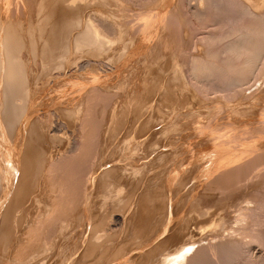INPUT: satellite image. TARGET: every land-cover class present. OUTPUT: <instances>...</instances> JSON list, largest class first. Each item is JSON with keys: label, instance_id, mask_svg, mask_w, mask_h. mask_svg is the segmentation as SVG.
<instances>
[{"label": "bare ground", "instance_id": "6f19581e", "mask_svg": "<svg viewBox=\"0 0 264 264\" xmlns=\"http://www.w3.org/2000/svg\"><path fill=\"white\" fill-rule=\"evenodd\" d=\"M50 1L51 0L36 1L37 7L35 8L38 11L37 12L38 17H36L37 18L36 25L34 24L33 27L37 28L38 32L39 30L42 31V29L43 31H45V32L43 31L40 32V34L38 33V36L33 35L32 30L30 29L28 33L29 34L28 37L27 34L25 33V31L27 32L28 28H25V31L23 32L24 27H22V31H21L20 28L22 26V23L20 26L21 21L19 22V19L14 18V20H12L10 18L8 19L7 16L6 18H4L3 15L5 14L2 15L3 17L0 14V129L2 128L1 130H3V126L5 125L9 129L14 124L15 126L17 124L18 127L17 132L14 135L12 134L13 136L11 135L10 137V135H8L10 137L9 139L8 137L5 138L7 136V135L5 136L6 132L3 133L1 131L3 133L2 135H4L5 137L4 136L0 137V139L4 137L0 141V175H2L1 167H3L2 165L4 164V162H6V164H4L6 168L5 167L4 169L2 168L3 170H5L4 174H6L7 177V180L5 181H8L7 182L8 186L6 187L11 188L12 184L15 183L16 185L15 186L13 185L15 187L13 188V191H15L16 189L17 190L16 193L20 194L18 195L19 198L13 196L15 197L13 199L14 204L15 203L17 204L18 200L22 201L25 198L23 196L25 192L26 194L27 193L32 194V192H27L30 174L31 176L32 175L35 176L34 174L40 172L42 168H46L45 169L46 171L44 170L46 174L47 172L49 174L54 170L57 172L56 168L58 167L57 165L59 160L62 161L63 158L67 159V157L71 155H74V158L77 154H79L80 156V154L84 151V150L82 151V149L85 145V141L86 143H89L87 141H89L90 139H94V137L91 136L92 134H88L86 138L85 137L82 138L79 142H76L77 140L74 141V139L71 138L72 141L71 143H69L70 141L68 142L69 147H67L66 151L56 156L55 159L54 155H52L51 152L45 151L43 149V147L41 146V142L43 141L45 136L47 137V135L48 137H50L51 142L52 141L54 142L60 139V137L55 134L56 132H63L64 134V132L70 131L71 129V128L69 129L70 124L64 121L63 119L59 120L58 116L62 114L71 117L74 114L73 118L75 117L80 122L84 120L86 117L90 118V116H88L87 114H86L87 116H84V113H87L92 105L94 106L96 103L97 104L100 103V105H102V107L100 108L102 112H104L103 110L106 108V106L104 105H107V109L109 110V112L107 113L109 116L107 118L108 124L106 123V125H109V127L110 126L115 127L116 123H119L117 119L120 118H121L120 121L124 120L125 123L127 120L131 121L130 126H128L129 121L127 122L128 123L127 126L129 128H127V132L125 133V136L122 139L125 140V143H128L127 144L128 147L125 145L127 147L125 148L126 150L130 146L132 147L135 146V148L139 152L142 150V152H140L141 153L140 157L145 158L148 155H151L152 157L150 156L151 157L150 159L152 162L154 161L166 162L167 160H169L175 162L173 166H175L177 163L179 164H177L176 166H181L182 163H186L185 167H181L182 173L181 171H179L176 174L173 172V170L171 174L169 173L166 179L167 185L166 188L164 189L166 194L164 193L163 190V192L160 193L159 195V197L161 196L163 197V198L161 197L158 200H160L162 202V205L165 207L164 212L166 213L165 217L167 218V220L171 216V205H172L171 203H173L171 202L172 200H170L171 195L169 196V194L173 195V190L175 191L176 194L177 191L181 190L185 186L184 183L189 182L191 178H195L196 182L191 187L190 186L188 187L187 185L189 190H187L186 193L190 195L189 197L193 195L192 191L194 189L195 190L198 189L199 187H201V190L199 189V191L202 193L207 192L209 194L211 193L212 195L215 193L217 194V196H221V195L233 196L230 198V200L233 198L231 200L232 203L231 201L229 202L230 206L232 205L231 208H233L232 215L231 216L229 215L228 219L231 217V219L234 222H236V225H230L229 228L232 230V232L237 231V234L239 235L236 234L231 235L232 233L230 235L229 234L221 235L220 233H222V231L220 230L221 231L220 232L217 230L218 232H220L217 235L218 236L221 235V236L218 237V239L215 241L208 240V242L206 243H201V241L199 243L198 242L199 238L198 240L196 238V240L192 239L195 241L189 240L188 242L185 240H183L184 242H182L181 240L182 244L179 245V247L176 246L177 248L175 252H173L174 250L172 251L173 254L174 253L176 254L174 257H168L169 255L168 256L162 255L164 259L162 260L161 258V261L158 262L156 261V264H264V227L263 228L260 227L261 225H263L264 222V185L263 187L260 186L259 188H257V187H252V184L250 183L254 175L259 176L260 178H263L262 180H264V0H148L147 2L145 1L146 4H144L142 7L143 9H145L144 12H142V14L137 13L138 10H136V8L135 10L137 12L131 14L129 6L127 4V0H93L95 2L93 4H95L96 8L97 7L99 8L96 9L97 11H92L94 13L89 15L90 17L88 16L87 22L84 19H82L84 20V23L86 22L84 26L86 25L87 30L85 29L86 32L83 30L84 34L81 33V36L83 37V39L86 40L84 42L86 43L88 42L89 44L92 45L91 49L93 50L94 57L96 59L92 61L91 59L85 60L80 63L71 62L68 64L69 66L66 65L67 63L66 64L64 63V61L67 62V60H69L67 59L69 58L67 57V54H69V52L67 53L65 52L66 50L64 51V53L67 54H65L64 57H62L63 55L61 56L64 61L62 60L63 63L60 64L61 59L59 58L60 59L59 62L58 58H56L57 54L55 56L53 54L57 52L56 51L51 52V50H55L53 49L55 46L52 47L51 45L55 44V43L52 44V42L54 41L57 42L59 40L57 39V35H58L57 32L59 31L62 32L61 29H63V27L60 25L63 23V26L65 27L64 24H66L68 20L65 23L64 19L67 15L69 16V12L70 11L72 12V10L67 4H64L62 8L58 9L59 12L55 13L56 8L54 7L55 8L54 9L49 6V4L51 5ZM113 3L116 4L117 8L114 6V8L116 9L112 8ZM137 5L139 6V4ZM9 8L7 9L10 10ZM49 9L51 13H49ZM1 11L2 8L0 7V12ZM45 12L49 13L48 14L49 17L53 12L57 14V19H55L51 28L52 30L51 31L52 38L50 37L51 40L48 37V34H50L51 32L46 33L47 28L45 27V25L47 22L45 23V21H47L46 19L48 18L46 17L47 13L45 14ZM78 18L80 21L81 20L80 17ZM28 23L30 25V22ZM73 24H72V28L74 26ZM68 25H66V27H68ZM80 27L81 26L79 25V28ZM83 28L84 27H82V29ZM196 28L201 30L197 31ZM76 36L79 35L77 34ZM168 37L173 38L174 39L173 41L176 42L178 40L179 45L175 43L173 44H175L176 47H173L174 45L173 46L167 45V41L170 39ZM74 39H73L74 44H76L75 41L76 39L79 38L74 37ZM83 39H81V41L80 39L77 40L76 41L77 44L78 45L79 43L82 44L81 42L83 41ZM78 41L80 42L78 43ZM60 42L59 44H57L58 46H60ZM168 43L170 44L172 42L170 41ZM171 46L173 47V49L170 48ZM143 47L147 48L145 49L146 51L150 50L149 54L150 53L152 54V52H156V58L154 55L150 54L151 56L154 57H149L148 59L149 55H146L148 51L147 52H145V50L143 51L144 53H146L145 54L146 56L143 54V56H145L144 60L146 61V68H147V72L145 76L142 79H140L139 82H133L132 85H130V83L127 84V81L128 80L130 81L131 76L129 77V79L127 77L124 78L120 76L119 79L114 78L117 79V81L114 80L113 82H111L110 81L111 79L109 77L110 75H108L107 72H109V70L111 71L112 68L116 69L119 66H122L124 63H126V61H128L130 57L132 56L134 57L133 53H136V50H138L139 52V49H142ZM23 48L31 52L32 55L34 56L39 54L38 57L40 56L42 60L43 58H46V55H49V59L50 56H52V58H55V60L59 62L56 63V61L53 59L54 64L56 63V65L57 64L59 65L58 67L56 65H55L56 67L53 66L55 67V69L56 68L57 69L55 70L53 68L55 70V71L53 70L54 74H52L53 71L50 72L52 78L49 77L50 75L49 73H46V71H45L46 74L44 73L46 76L42 75L44 77H47V81L45 83H51L57 80V79L54 80L53 76L54 78L55 77L58 78L66 75V72L68 71L65 72L66 70L65 68L67 66L71 68L70 65L73 64L74 66V63L75 64L77 63L76 67L74 66L75 68L74 72H76L77 70H83V72L85 73L84 70L86 69L87 66H90L89 68L92 70L91 80L88 83H82L78 88V90H76L77 91L76 93L74 94L67 93L70 94L68 96L67 95L63 96L62 94L59 96L57 95V97L59 98H56L54 95H48V96L46 95L47 98H49V100L47 99L48 100L47 102L50 103L49 105L53 106L54 104L55 106V104L57 103L55 106L57 112L54 111L51 113L50 111H48L51 113V115L53 114V116H55L53 121L50 118L53 116L49 117L50 114L49 113L47 114V112H45L46 110L44 111V113L39 112V114L35 117L34 115L32 116L31 115L32 113L29 111L30 107L32 112L34 108L32 107V101H30L31 99H28V97L25 95V92H27L26 91L27 79L30 80V78H27L28 71L26 70V62L22 58V56L25 57L21 53ZM76 48L77 47H75L74 49L76 50ZM65 49H66V45H65ZM78 49L79 47L77 48V50ZM166 49L170 50V55L164 53ZM162 50H164L163 53ZM57 51H59V49ZM178 55H182L183 60L182 59L178 60ZM59 56L60 55L58 54V57ZM168 56L170 62L169 65L167 66H169L168 68H170V71L166 73L165 68L167 66L164 68L163 64L165 63L164 65H166V62H168L165 61L167 60L165 59V57L167 58ZM135 58H137V56ZM162 59L163 60L165 59L164 63H160ZM131 60L133 61V59ZM137 60H139V58ZM155 65H158L159 67L156 68ZM108 66H110V68ZM47 69H48L47 67L44 68V70ZM103 71L104 73H102ZM117 71H119V69ZM69 72H71V74L74 73L72 70L71 71L69 70ZM164 72L165 74H167V76L163 75ZM119 73L120 72H118V74ZM125 73L122 72L121 75L124 76ZM82 75L84 74L82 73ZM36 78L33 81L37 80V82H39L38 78L40 77H38L37 79ZM33 81L31 80L30 82ZM258 81L259 84L256 85ZM45 83L43 85L46 89L48 88V86L46 87ZM37 86H39V83L37 84ZM37 86L35 88H37ZM53 86L54 83L53 85H50V87L52 88ZM253 86L255 87L253 88ZM42 87H38V88H42ZM76 95L78 101L75 100L77 104L75 102L76 106H74L72 104H74L73 99H76ZM42 98L43 97H41V99ZM115 98L116 99L119 98V100H116ZM38 99L37 101H40ZM68 100H70V102L72 103L70 107L66 106L67 105L66 102ZM43 101H41V103H43ZM34 104H35V100H34ZM34 104L33 106H35ZM103 106L105 107L104 109ZM50 109H53V107H51ZM92 110L90 111L94 115V110L96 109H94L93 111ZM130 111H133L132 119H129L130 116H128ZM143 115L145 116L143 117ZM56 117H57V121H55ZM75 118L74 120H76ZM89 118H86V120H88ZM100 122H95V123L100 124ZM81 123L82 122H80V124ZM92 123L95 124L94 122ZM156 126L159 127L156 128ZM92 127L90 125V128ZM13 128L15 130L14 126ZM3 131H5V129ZM8 131L7 133L11 134ZM61 134L62 133H60V135ZM68 134L70 135V133ZM65 136L67 138L68 135ZM63 140L64 139H62L61 141ZM162 147H169L170 149L167 150L166 148L165 150L167 151H165L161 149ZM132 149L133 148H131V150ZM137 150H134V153ZM44 152H46L47 154H44ZM124 153L125 155L127 154L126 152ZM44 155L45 156L48 155V157L46 158ZM82 155L84 154L82 153ZM85 155L86 156L88 155V157H90L89 155L92 154H89V152H87V154ZM132 156H130V158ZM151 161L149 163H152ZM142 163H144V161ZM45 164H47L46 167H44ZM74 166L77 165L75 164ZM90 169L85 171L86 173H84L85 176L83 175L84 177L81 187H78L80 185L77 186L78 188H82V192H83L82 194L83 197L81 202L82 206L79 209V211H84L83 213H85L86 209H88L86 206V203H88L86 202L88 200L87 195L89 194L90 187L92 186L93 179L95 178L94 177L95 170L93 171V169H91L92 170L91 171ZM173 169H175V167H173ZM75 171L73 173H75ZM57 176L59 177V174ZM1 177L4 178L3 176ZM37 178H35V180ZM48 179L50 180V178ZM48 179L46 180L48 181ZM68 180L70 181V178ZM191 182L193 184L194 180ZM256 182H254V184ZM261 182L264 183V181ZM36 183L37 181L34 183V185ZM76 183L78 184L80 182L77 181ZM30 184H32V182H30ZM49 184L51 183L49 182ZM171 185L175 186L176 188L178 187L179 190L178 189L176 190ZM29 186L33 187V185H29ZM62 187H64V185ZM171 188L172 190H170ZM239 188H242V191L243 190L244 191L243 193L239 192V196H238L235 195V191H237ZM70 189L72 188L70 187ZM31 190L33 191V188ZM55 190H57V188ZM71 191L73 194V190ZM10 193H11L10 195H12L15 192L13 193L10 192ZM211 194L209 196L212 197ZM56 195L57 196H55L56 197L55 200L52 199L53 202L52 201L50 202V206L45 211L40 209L38 213L35 211L37 214L40 215H37V217L35 218L31 215L29 216V217H33L34 219L30 218L32 223H30L31 225L29 226V228H26V231L24 232L22 230L23 233L22 234L20 233V235H18L19 239L17 241L18 242L17 247H15V253L12 255V257L8 258L9 261L7 262V264H24L26 262L24 258H28L29 261L30 258L35 257L38 254L40 255L44 252L47 253V251L49 253L52 247L56 251L58 248H59L58 250L64 248L63 251H67L70 249L73 253H71V255L70 254L66 255L65 264H74L75 258L81 257L82 259L86 257L87 254H90L91 252H94L96 250V247L93 242L94 234H98V233L106 234L107 231L110 230L113 225H117L118 223H120L118 220L122 218L120 215L115 216L114 222L116 223L112 222L107 224L106 226H104V230H101L99 232L93 230L91 225V228H88V230H86V228L84 229L85 236H82V238L78 237L77 239L78 242H76V244L73 245L71 244L69 246L64 245L65 242L70 240L72 234L71 228L72 226H74V223L72 222L71 224V222H69V220L70 219L72 220V218H70V216H68V214L65 213V211H67L65 208L66 205L63 206H59V205L61 202H63L64 204L67 201L68 203L67 205H69L70 208L73 199H72V195H70L71 197L68 195L67 197H70L69 198L70 200L66 198L67 200L64 202V200L60 196L63 195L61 191H59ZM32 196L34 197L35 194ZM40 196H42L40 198L41 201H44L42 200L44 199V196L43 195ZM144 196H146L147 199L144 200L141 199ZM144 196L143 193L142 196L140 194V198H138V200L141 199L142 201H145L148 204L149 203L148 201L150 199L149 193L147 192L146 194H144ZM39 197H37L34 200L38 201ZM196 197L197 196H195L194 201L196 199L198 201L199 199L198 197H200V195L197 198ZM16 198H18L17 202H15ZM212 198H214V196ZM183 199L184 198H182V200ZM224 199H227L228 201L229 198L227 197ZM13 200L11 201L13 202ZM141 200L137 201L138 202L137 204L139 206L138 207L136 206V208L138 209L141 208L142 210L144 205L145 207L147 205L145 202H144L145 204H143ZM197 201L194 203L193 207L191 208L192 212H193V208H197L199 206V205L196 206L199 203V201L198 203ZM213 201L214 200H212V202ZM23 202L25 201L23 200ZM39 202L40 200L37 203ZM8 203L9 201H7V205L12 209L14 204L9 203L10 205H12L10 206ZM21 203L22 202L20 203L18 202L17 205L19 204L21 205ZM222 203H225V201ZM16 204L14 207L15 209H16ZM209 204H207V206ZM229 204L227 202V205ZM75 205L77 206V204ZM215 205L216 204H214V206ZM219 205L221 204L218 203V206ZM227 205H224L223 208ZM214 206L212 208L215 209L216 206L215 207ZM201 208L202 207H200V209ZM210 208L211 207H209V210ZM226 208L224 209L227 211L228 209ZM4 209H5L4 216L2 215L3 220L5 216L9 215L8 214L9 212L11 213L9 208H8L9 212H7L6 210L7 207ZM200 209L197 210L198 215L202 213L201 211L203 208L201 210ZM225 210L222 211L224 212ZM203 211H204V213H202L203 215H206L207 213L208 215L209 213L210 214L215 213V212L211 213V211L206 212V209ZM136 212L137 213L134 212V216L136 217L137 223H140V221H142L143 223L142 222L141 223L145 224L144 221L146 220V218H144V216L142 218L140 211L139 212L136 211ZM79 213H78L79 218L80 220H82L83 219L81 218V216L83 217L82 212L80 214ZM228 213L226 212L225 215H228ZM12 214H10V217ZM202 214L200 216H203ZM191 215H192L191 217L185 216L183 218L184 219L183 226H185L186 225L185 223H187L193 217V213ZM200 216L198 217L200 218ZM142 219H144V221ZM220 219L222 220L221 217L219 218V220ZM5 220H7L6 217ZM30 220H28V223ZM167 220H165V223ZM9 221L10 220H7V223ZM183 221L181 223H183ZM222 223H221V227L223 225H226V224L222 225ZM10 224L8 225L9 228L11 227ZM21 224L22 223H20V225ZM134 224L137 225L136 223ZM165 226H167V223L165 224ZM211 226L213 225L211 224ZM218 226L220 227V224ZM0 227L2 228V225ZM25 227L23 228L24 230ZM180 227L178 228L180 229ZM162 228L161 230H158L156 233L154 232L155 235H151L150 238L151 241L152 238L154 240V238L158 237V235L161 232H163ZM214 228L215 227H213V231L215 230ZM211 230L210 232H213ZM189 232L190 231H188V233ZM211 234H209L210 237ZM205 235H207L206 236L207 238L208 234L206 233ZM205 235H202V237L200 236L201 237L200 239L202 240V238ZM244 237H247L248 239H244ZM20 241H22V243H20ZM162 241L160 243L158 242L159 244L156 243L157 245L155 244L156 245L154 247L155 250L157 248L159 250V248L162 247L163 244H165L162 243ZM194 242H196V244ZM256 246H258L257 248H259L260 250L257 249L255 253H253V249ZM81 248L82 251L79 254V250ZM163 248L164 247L160 249ZM27 250L29 252H27ZM70 250L68 251V253L70 252ZM14 255L15 257L17 256L18 259L15 257L13 258ZM84 264H92V263L86 262Z\"/></svg>", "mask_w": 264, "mask_h": 264}, {"label": "rangeland", "instance_id": "374dc122", "mask_svg": "<svg viewBox=\"0 0 264 264\" xmlns=\"http://www.w3.org/2000/svg\"><path fill=\"white\" fill-rule=\"evenodd\" d=\"M2 1V2H1ZM0 1V7L2 8V11L0 12V14H1V16L3 15V14H5V15H3L4 16V18H6V16H7V18L9 19H12V20H14V18H17V19H19V22H20V26H21V23H22V26H21V31H22V27H24L23 28V32L25 31V28H28L27 29V32L25 31V33L27 34V36L29 37V30L31 29L32 30V33H33V35H36V36H38V33L40 34V32H42L43 31V29H42V31H40L39 30V32H38V29L37 28H34L33 26H34V24L36 25V20H37V18L36 17H38L37 16V9L35 8V7H37L36 6V1L37 0H1ZM5 1H7V2H5ZM57 1V2H56ZM65 1V2H64ZM138 1V2H137ZM148 1V0H127V4H128V6H129V9H130V13L132 14V13H136L137 11L136 10H138V12L137 13H141L142 14V12H144V10L145 9H143L142 7H143V5L144 4H146V2ZM6 4V6H5V4ZM51 2V5L49 4V6L50 7H52V8H56V11H55V13L56 12H59V8H62L63 6H64V4H67L70 8H71V10H72V12L70 11L69 12V16L67 15L66 17H65V19H64V22L66 23V21H67V23L66 24H64L65 25V27H66V25H68V24H70V25H68V27H64L63 26V23L60 25V26H62L63 27V29H61L62 30V32L61 31H59V32H57L58 33V35H57V39H59L58 41L60 42V46H58L57 44H59V42L57 43L56 41H54V42H52V44L53 43H55V44H53V45H51L52 47H54L53 49H55V50H51V52L53 51V52H57V53H53L54 54V56L56 55L57 57L56 58H58V60H59V62H60V59H61V62H60V64L61 63H63V58L62 57H64V55L65 54H67L68 52H69V54H67V57H69V58H67V59H69V60H67V62H65L64 61V63L66 64V65H68L69 63H71V62H78V63H80V62H82V61H85V60H90L91 59V61L92 60H95L96 58L94 57V52H93V50L91 49L92 48V45L91 44H89L88 42L86 43V42H84V41H86L85 39H83V37L81 36V33H83L84 34V32H83V30L85 31V29L87 30V28H86V25L84 26V24L87 22V18H88V16L89 15H91V14H93L94 12H92V11H97L96 9L97 8H99V7H97L96 8V6H95V4H93V3H95L93 0H51L50 1ZM64 2V3H63ZM66 2H68V3H66ZM71 2V3H70ZM130 2V3H129ZM79 3V4H78ZM90 3V4H89ZM8 4V5H7ZM19 4V5H18ZM24 4V5H23ZM27 4V5H26ZM135 4V5H134ZM137 4H139V6L137 5ZM141 4V5H140ZM10 5V6H9ZM11 5H13V6H11ZM132 5H133V7H132ZM19 7V9H18V7ZM95 6V7H94ZM113 6V7H112ZM112 8H114V6L117 8V6H116V4L115 3H113L112 4ZM127 6V7H128ZM10 7V8H9ZM138 7V8H137ZM7 8H9L10 10H8ZM34 8V9H33ZM54 8V9H55ZM81 8V9H80ZM93 8H94V10H93ZM116 8H114V9H116ZM132 8V9H131ZM135 8H136V10H135ZM6 9V10H5ZM36 9V10H35ZM80 9V10H79ZM34 10H35V13H34ZM4 11V12H3ZM92 12V13H91ZM47 12H45V14H46ZM49 13H51L50 12V9H49ZM49 13H47L46 15V17L48 18V19H46L47 21H45V23H46V25H45V27L47 28L46 29V33H50L52 30H51V28H52V25H53V22L55 21V19H57V14H55L54 12L50 15V17L48 16V14ZM71 13V14H70ZM10 14V15H9ZM11 15H12V17H11ZM2 16V17H3ZM9 16V17H8ZM18 16V17H17ZM53 16V17H52ZM56 16V17H55ZM76 16H78V17H80V21H79V18L78 17H76ZM20 17V18H19ZM72 17V18H71ZM90 17V16H89ZM22 18V19H21ZM28 18V19H27ZM30 18V19H29ZM73 18H75V19H73ZM74 21H73V20ZM82 19H84L86 22L84 23V20H82ZM22 20H23V22H22ZM34 20H35V22H34ZM71 20V21H70ZM78 20V21H77ZM69 21H70V23H69ZM28 22H30V25H29V23ZM34 22V23H33ZM73 22H74V24H73ZM49 23V24H48ZM77 24V26H76V24ZM81 23H82V25H81ZM33 24V25H32ZM72 24L74 25V26H76V27H74L73 26V28H72ZM24 25V26H23ZM30 26V28H29V26ZM79 25L81 26L80 28H79ZM31 27H33V28H31ZM82 27H84L83 29H82ZM68 28V29H67ZM34 29H35V31H34ZM197 29V31H199V30H201V29H198V28H196ZM48 30V31H47ZM69 30V31H68ZM81 30H82V32H81ZM67 31V32H66ZM78 33H77V32ZM79 31H80V34H79ZM35 32V33H34ZM43 32H45V31H43ZM61 32V33H60ZM86 32V31H85ZM71 33V34H70ZM79 35V36H76L77 34ZM61 34V35H60ZM76 34V35H75ZM61 36V38H60V36ZM63 35V36H62ZM66 35V36H65ZM52 36V32L50 33V34H48V37L50 38ZM66 38H65V37ZM74 37H76V38H79L80 39V41H81V39H83V41L81 42L82 44H80L79 42L80 41H78V43H79V45L77 44V40H79V39H76V41H75V43L77 44H74ZM52 38V37H51ZM51 38H50V40H51ZM168 38H170V39H172V40H168L167 41V45H174L173 47H176L175 46V44H177V45H179V42H178V40H177V42L176 41H173L174 39L173 38H171V37H168ZM56 39V40H57ZM74 39V40H73ZM63 40V41H62ZM66 40V41H65ZM67 40H68V42H67ZM172 42V43H168V42ZM67 42V43H66ZM183 42V41H182ZM63 43V44H62ZM64 43H65V45H66V49H65V45H64ZM173 43H175V44H173ZM185 44V43H184ZM71 45V46H70ZM74 45V46H73ZM63 46H64V48H63ZM69 46V47H68ZM87 46V47H86ZM90 46V47H89ZM163 46V45H162ZM170 47L171 49H173V47ZM59 47V48H58ZM73 47V48H72ZM75 47H79V49L77 50V48H76V50L74 49ZM59 49V51H57L58 49ZM52 49V48H51ZM57 49V50H56ZM61 49V50H60ZM73 49H74V51H75V54H74V51H73ZM81 49H83V50H81ZM86 49V50H85ZM88 49V50H87ZM145 49H147L146 47L144 48H142V49H139V52H138V50H136V53H133V55H134V57L132 56V57H130L131 59H133V61L129 58L128 59V61H126V63H124L122 66H119L118 68H116L117 70L119 69V71H117L116 69H113L112 68V70L110 71L109 70V72H107L108 73V75H110L109 77H110V81L111 82H113L114 80H116L117 81V79H119L120 78V76L121 77H127L128 79H129V77L131 76V78H130V81L128 82L127 81V84L128 83H130V85H132V83L133 82H139L140 81V79H142L144 76H145V74H146V72H147V68H146V61L144 60V57L146 56V55H149L148 56V59H149V57H154L155 56V58H156V52H152V54L151 55H154V56H151L150 54H149V51L150 50H145ZM66 50V51H65ZM73 52H72V51ZM145 50V52H147V54L146 53H144L143 51ZM167 50V51H166ZM165 50V52H164V50H162V53L164 52V53H167V55H170V50L169 49H166ZM60 51H61V53H60ZM64 51L65 52H67V53H64ZM71 51V52H70ZM80 51V52H79ZM26 52V53H25ZM59 52V53H58ZM83 52V53H82ZM143 52V53H142ZM161 52V51H160ZM21 53L25 56V57H23L22 56V54H21V56H22V58H23V60H25V62H26V70L28 71V76H27V78H30V80H28L27 79V83H26V91L27 92H25V95L28 97V99H31L30 101H32V107L34 108H32L33 109V112H32V110H31V107L29 108V111L32 113L31 115L33 116L34 115V117L35 116H37L38 114H39V112H43L44 113V111L45 112H47V114L49 113L50 115H49V117L50 116H53V114L51 115V113L52 112H57V110H56V108H55V106H56V104H55V106H54V104H53V106L52 105H49L50 103H48L47 101L49 100V98H47V96L48 95H54L56 98H59V97H57V95L59 96V95H63V96H68V95H70V94H74V93H76L77 91L76 90H78V88L80 87V85L82 84V83H88L90 80H91V76H92V70L89 68L90 66H87L86 67V69L84 70L85 71V73L83 72V70H77L76 72H74L75 71V68H74V66L76 67V64L74 63V66H73V64H71L70 66H71V68L70 67H66L65 69V72L66 71H68V72H66V75H64V76H61V77H55L54 78V76H53V79L55 80V79H57V80H55V81H53V82H51V83H45L46 81H47V77H44V76H46L45 74L46 73H49V75L51 74L50 72L51 71H53L54 69H55V67L57 66L58 67V65L59 64H57L56 65V63H59L58 61H56L55 60V58H52V56H50V59H49V55H46V58H43V60L44 59H46V60H42L41 58H40V56L38 57V55H32V53L31 52H29L28 50H26V49H22V51H21ZM79 53V54H78ZM89 53V54H88ZM93 53V54H92ZM142 53V54H141ZM153 53H155V54H153ZM29 54V55H28ZM58 54L60 55L59 57H58ZM143 54L145 55V56H143ZM51 55H52V53H51ZM63 55V56H62ZM69 55V56H68ZM76 55V56H75ZM93 55V56H92ZM140 55H142V56H140ZM33 56V57H32ZM48 56V57H47ZM62 56V57H61ZM137 56V58H135ZM166 56V55H165ZM27 57V58H26ZM34 57H35V59H34ZM72 57V58H71ZM75 57V58H74ZM90 57V58H89ZM26 58V59H25ZM33 58V59H32ZM52 58V59H51ZM60 58V59H59ZM72 60H71V59ZM81 58V59H80ZM139 58V60H137ZM169 58V56L166 58L165 57V59H167V60H165V61H168V62H166V65H164L165 63V61L163 60H161L160 61V63H164L163 64V67L165 68L167 65H169V62H170V60L168 59ZM56 61V63L54 64V60ZM74 59V60H73ZM183 60V57H182V55H178V60ZM29 60H30V62H29ZM40 60H42V61H40ZM47 60H49V61H47ZM53 60V61H52ZM63 60V61H62ZM81 60V61H80ZM130 60V61H129ZM143 60V61H142ZM136 61V62H135ZM139 61V62H138ZM40 62V63H39ZM131 62V63H130ZM135 62V63H134ZM138 62V63H137ZM128 63H130V64H128ZM51 64H52V66H51ZM54 64V65H53ZM133 65V67H132V65ZM28 65H30V66H28ZM45 65V66H44ZM51 68H49L48 66ZM56 65V66H55ZM127 65V66H126ZM53 66H55V67H53ZM48 68L47 70H48V72H47V70H44V68ZM74 69H73V68ZM109 68H110V66H108ZM132 67V68H131ZM141 67H143V68H141ZM155 67L156 68H158L159 66L158 65H155ZM169 66H167L165 69V72L167 73V72H169L170 71V68H168ZM54 68V69H53ZM108 68V69H109ZM131 68V69H130ZM135 68V69H134ZM144 68H146V69H144ZM31 69V70H30ZM57 69V68H56ZM55 69V70H56ZM132 69H133V72H132ZM144 69V70H143ZM41 70V71H40ZM44 70V71H43ZM54 70V71H55ZM69 70L71 71H73L72 73L73 74H71V72H69ZM91 70V71H90ZM114 70V71H113ZM130 71V72H128V71ZM140 70V71H139ZM36 71V72H35ZM45 71H46V73H45ZM54 71L52 72V74H54ZM82 71V72H81ZM87 71H89V72H87ZM116 71V72H115ZM123 73H125L124 74V76L123 75H121L122 74V72ZM136 71V72H135ZM41 74H39V73ZM42 72H43V74H42ZM110 72H111V74H110ZM118 72H120L119 74H118ZM128 72V73H127ZM140 72V73H139ZM165 72H164V74L163 75H166L167 76V74H165ZM38 73V74H37ZM45 73V74H44ZM70 73V74H69ZM82 73L84 74V75H82ZM102 73H104V71L102 72ZM106 73V72H105ZM129 73H130V75H129ZM134 73V74H133ZM142 73V74H141ZM30 74V75H29ZM33 74H35V75H33ZM68 74V75H67ZM86 74V75H85ZM89 74V75H88ZM113 74V75H112ZM126 74H128V75H126ZM38 77H40V78H38ZM42 75H44V76H42ZM48 75V74H47ZM75 75V76H74ZM117 77H116V76ZM38 78V81L39 82H37V80H35V81H33L36 77ZM87 76V77H86ZM90 76V77H89ZM43 77V78H42ZM49 77H51V75L49 76ZM81 77V78H80ZM133 77V78H132ZM150 77V76H149ZM36 78V79H37ZM42 78V79H41ZM45 78V79H44ZM52 78V77H51ZM114 78H117V79H114ZM135 78V79H134ZM42 81H41V80ZM74 79V80H73ZM85 79V80H84ZM33 81V82H30V81ZM81 81V82H80ZM87 81V82H86ZM109 81V80H108ZM35 82V83H34ZM42 82H44L45 83V86L47 87L48 86V88H46L45 89V87H44V83H42ZM37 86V84L39 83V86H37V88L38 87H42V85H43V87L42 88H35L36 86L34 85V84ZM53 83H54V86H53V88L52 87H50V85H53ZM33 84V85H32ZM42 84V85H41ZM50 84V85H49ZM259 84V81L257 82V84L256 85H258ZM41 85V86H40ZM255 86H253V88H254ZM34 88H35V90H34ZM40 90H41V92H40ZM72 91H73V93H72ZM75 91V92H74ZM33 92H35V93H33ZM67 93H70V94H67ZM33 94H35V95H33ZM37 95V96H36ZM47 95V96H46ZM35 96V97H34ZM72 96V95H71ZM34 97V98H33ZM41 97H43L42 99H41ZM32 98H33V100H32ZM39 98V99H38ZM79 98V97H78ZM37 99L38 100H40V101H37ZM43 99H44V101H43ZM48 99V100H47ZM116 99V98H115ZM34 100H35V104H34ZM75 100H77V95H76V99H73V101H74V104H72L71 102H70V100H68L66 103H67V105L66 106H68V107H70L71 106V104L72 105H74V106H76V104H77V102L75 101ZM116 100H119V98H117ZM36 101H37V103H36ZM41 101H43V103H41ZM72 101V102H73ZM78 101V100H77ZM75 102H76V104H75ZM33 104L36 106H33ZM37 104V105H36ZM38 104H40V105H38ZM59 104V103H58ZM93 104V103H92ZM102 104V103H101ZM105 104H107V103H105ZM97 105V106H96ZM104 106H106V108L104 107ZM103 106V111L104 112H102L101 111V107H102V105H100V103H96L94 106L92 105L91 106V108H90V110H94V109H96V110H94V115H93V113L89 110L87 113H84V116H90V118L89 117H86V118H89L88 120H86V118L84 119L86 122H88V123H86L84 120H82V121H80V122H82L81 124H80V122H79V120L78 119H76L75 117V119L76 120H74V118H73V116H74V114L70 117V116H67V115H60V116H58V118H59V120L61 119H63L64 121H66L67 123H69L70 125H69V129H70V131H66V132H68V133H70V135L68 134V133H66V132H64V134H63V132H56L55 134L57 135V136H59L60 137V139H58V140H56V141H52L51 142V140H50V137H48V135H47V137L45 136L44 137V139H43V141L41 142V146L43 147V149L45 150V151H49V152H51L52 153V155H54V158L56 159V156H58L59 154H62V153H64L65 151H66V149H67V147H69L68 146V142L69 143H71V141H72V139H74V141L75 140H77L76 142H79L82 138H86V136L88 135V134H92L91 136H93L94 137V139H90L89 141H87V142H89V143H86V141H85V145H84V147H83V149H82V153L84 154V155H82V153L80 154V156H79V154H77L76 156H75V158H74V155H71V156H68L67 157V159L66 158H63L62 159V161L61 160H59V162H58V167L56 168L57 169V172L55 171H52L51 173H49L48 174V172H47V174H46V168H42L41 169V171L40 172H37L36 174L38 175H36V174H34L35 176H31V174H30V178H29V185H33V187L32 186H29L28 185V191L27 192H32V194H26V192L23 194V196L26 198H22L25 202H23V200L22 201H20V200H18V202L20 203V202H22L21 203V205L19 204V205H17L18 204V202H17V199L19 198V196L18 195H20V194H17L16 192H17V190L15 189V191H13V188H15L14 186L16 185L15 183L14 184H12V186H11V188H9V187H6V186H8V184H7V182L8 181H5V180H7V177H6V174H4L5 173V170H3L4 169V167H5V165L4 164H6V162H4V164L2 165L3 167H1V171H2V175H0V224L2 225V228L0 227V253L2 254H0V258H1V260H0V264H7V262L9 261V257H12V255L15 253V247H17V241H18V239H19V236L18 235H20V233L22 234L24 231H26V228H29V226L31 225L30 223H32V221L30 220V218H32V219H34L35 217H37V215H40V214H37L38 212H39V209L40 210H43V211H45L49 206H50V202L52 201L53 202V200H55V196H57L56 194L59 192V191H61L62 192V194L63 195H60L61 196V198L64 200V202L67 200L66 198H70L71 196L70 195H72V199H73V202H72V206L70 205V208H69V205H67L68 203H67V201L63 204V202H61L60 203V205L59 206H63V205H66L65 206V208H66V210L67 211H65V213H67L68 214V216H70V218H72V220L70 219L69 220V222H71V224H72V222L74 223V226H72V228H71V232H72V234H71V237H70V240H68L67 242H65V244L64 245H67V246H69V245H73V244H76V242H78L77 241V239H78V237H81L82 238V236H85V234H84V229L86 228V230H88V228H91V225H92V228H93V230H95L96 232H99V231H101V230H104V226H106L107 224H109V223H116V222H114L115 220H114V218H115V216H118V215H120L122 218L120 219V220H118L120 223H118L117 225H113L112 226V228L110 229V230H108L107 231V233L106 234H94L93 235V239H94V245H95V247H96V250L94 251V252H91L90 254H87V256L86 257H84V258H82L81 259V257H77L78 259H80V260H78L77 258H75L74 260H75V262H74V264H79V262H80V264H84V263H92V264H118L119 263V261H120V263L121 264H153V263H155L156 264V261L158 262V261H161V258H162V260L164 259V257L163 256H165V255H169L168 257H174L176 254L174 253L173 254V252H175L176 251V248L177 247H179V245H181L182 243H181V240H182V242H184L183 240H185V241H189V240H191V241H195L196 240V238H197V240H198V238H199V240H198V242L200 243V241H201V243H206V242H208V240H210V241H215V240H217L218 239V237H220L222 234L223 235H227V234H231V235H239V234H237V231L236 232H232V230L229 228L230 227V225H236V222H234L232 219H231V217L228 219V216L230 215H232V209L233 208H231L232 207V205L230 206V204H229V202L233 199H231L230 200V198L231 197H233V196H228V195H226L229 199H228V201H227V199H224V198H227L226 196H223V195H221V196H217V194H211L212 195V197L214 196V198H212L211 196H209L210 194L209 193H207V192H204V193H202V192H200L199 191V189L201 190V187H199L198 189H194L193 191H192V193H193V195L191 196V197H189L190 195L189 194H187L186 192H187V190H189V186L191 187L192 185H194V183L196 182L195 180V178H191L190 180H189V182H186V183H184L185 184V186L181 189V190H179V188L177 187H175V186H172V187H174L176 190L178 189L179 191H177V193L175 194V191L173 190V195L172 194H169V196H170V200H172L171 202H173V203H171L172 205H171V216H170V218L167 220V218L165 217L166 216V213L164 212L165 210V207L162 205V202L160 201V200H158V199H160L161 197H159V195H160V193H162L163 192V190L166 188V185H167V181H166V179H167V177H168V175H169V173L171 174V172H172V170H173V172L174 173H176L177 174V172H179V171H181V173H182V170H181V167H185L186 166V163H182V165L181 166H176L177 164H179V163H177L175 166H173L174 165V161H169V160H167L166 162L164 161H161V162H158V161H154V162H152L151 161V155H148L147 157H140V152H142V150L139 152L136 148H135V146H130L127 150L125 149V148H127L128 146H127V144L128 143H125V140H122L123 138H124V136H125V133L127 132V128H129L128 126H130V120H127L126 121V123H125V121L124 120H122V121H120L121 120V118L120 119H117L118 120V122L119 123H116V128L115 127H112V126H110L109 127V125H106V123L108 124V112H109V110L107 109V105H104ZM51 107H53V109H50ZM49 109V110H48ZM35 110V111H34ZM39 110V111H38ZM92 110V111H93ZM98 110V111H97ZM106 110V111H105ZM48 111H50V112H48ZM96 113V114H95ZM122 113V112H121ZM131 113V114H130ZM130 113L128 114V116H130V118L129 119H132L133 118V116H132V113H133V111H130ZM87 114V115H86ZM76 115V114H75ZM64 116V117H63ZM96 116V117H95ZM145 115H143V117H144ZM54 117L55 116H53V117H50L51 119H52V121L54 120ZM67 117H68V119H67ZM100 117V118H99ZM70 118V119H69ZM98 118H99V120H98ZM73 119V120H72ZM92 119V120H91ZM98 120V121H96V120ZM122 119H123V116H122ZM91 120V121H90ZM55 121H57V117L55 118ZM74 121V122H73ZM101 121V122H100ZM129 121V122H128ZM79 122V123H78ZM91 122V123H90ZM92 122H100V124L99 123H95V124H93ZM129 123V125H128V123ZM84 123V124H83ZM99 124V125H98ZM118 124V125H117ZM90 125H91V127L92 126H94V127H92V128H90ZM102 125V126H101ZM128 125V126H127ZM13 126L15 127V130H14V128H13ZM10 129H11V131H10V129L8 128V127H6V125L5 126H3V130L5 129V131H3V130H1L0 129V132L2 131L3 133L4 132H6L5 133V136L4 135H2L3 133L1 132V134H0V137L1 136H4L5 138H7L8 137V139L11 137V135L13 134H15L16 132H17V124H16V126H15V124L13 125ZM105 126H106V128H105ZM83 127V128H82ZM113 129H112V128ZM120 127V128H119ZM157 127H159V126H156V128ZM89 130H88V129ZM6 129H8V130H6ZM81 129V130H80ZM107 129V130H106ZM112 129V130H111ZM125 129V130H124ZM73 130V131H72ZM95 130V131H94ZM7 131L8 132H10L11 134H8L7 133ZM89 131V132H88ZM111 131H113V132H111ZM125 131V132H124ZM14 132V133H13ZM107 132V133H106ZM60 133H62L61 135H60ZM66 133V134H65ZM97 133V134H96ZM114 133V134H113ZM116 133V134H115ZM8 135H10V137L8 136ZM12 135V136H13ZM65 135H68L67 136V138H66V136ZM72 135V136H71ZM95 135V136H94ZM104 135V136H103ZM115 137H113V136ZM121 135V136H120ZM64 136H65V138H64ZM71 136V137H70ZM97 136V137H96ZM123 136V137H122ZM4 137H2V138H4ZM61 137H62V139H64L63 141H61L62 139H61ZM93 137H91V138H93ZM103 137V138H102ZM2 138L0 139V141L2 140ZM19 138H20V135H19ZM45 138H46V140H45ZM72 138V139H71ZM107 138V139H106ZM121 138V139H120ZM106 139V140H105ZM61 142H60V141ZM103 140H104V142H103ZM109 140V141H108ZM118 140H120V141H118ZM46 141V142H45ZM84 141V140H83ZM110 142V143H109ZM125 143V144H124ZM57 144V145H56ZM67 144V145H66ZM113 144V145H112ZM119 144V145H118ZM124 144V145H123ZM52 145V146H51ZM123 145V146H122ZM127 147H126V146ZM48 146V147H47ZM122 146V147H121ZM91 147V148H90ZM110 147V148H109ZM131 148H133L132 150H131ZM167 148V150L168 149H170L169 147H162L161 149L162 150H165ZM124 149V150H123ZM121 150H122V152H121ZM129 150H131V151H129ZM134 150H137V151H135V153H134ZM167 150H165V151H167ZM53 151V152H52ZM111 151V152H110ZM48 152V153H49ZM56 152V153H55ZM87 152H89V154H92V155H89L90 157H88V155L86 156L85 154H87ZM96 152V153H95ZM124 152H126L127 154L125 155V153ZM134 153V154H133ZM44 154H47L46 152H44ZM57 154V155H56ZM119 154V155H118ZM95 155V156H94ZM100 155V156H99ZM102 155V156H101ZM133 155V156H132ZM45 156V155H44ZM80 157V158H78V157ZM130 156H132L131 158H130ZM139 156V157H138ZM151 156V157H150ZM46 158L48 157V155H46L45 156ZM70 157V158H69ZM82 157H83V159H82ZM86 157H88V158H86ZM135 157V158H134ZM68 158H69V160H68ZM141 158V159H140ZM144 158V159H143ZM64 159H65V161H64ZM132 159V160H131ZM47 160V159H46ZM45 160V161H46ZM67 160V161H66ZM48 161V160H47ZM74 161V162H73ZM80 161V162H79ZM144 161V163H142ZM152 162V163H149V162ZM62 162V163H61ZM71 162V163H70ZM77 162V163H76ZM146 162V163H145ZM168 162H171V163H168ZM68 163V164H67ZM77 165V166H74L75 164ZM163 163V164H162ZM61 164H62V166H61ZM64 164H65V166H64ZM74 164V165H73ZM80 164V165H79ZM141 164V165H140ZM150 164V165H149ZM46 165L47 164H45L44 165V167H46ZM73 165V166H72ZM83 165V166H82ZM149 165V166H148ZM69 166H71V167H69ZM79 166V167H78ZM81 166V167H80ZM148 166V167H147ZM104 167V168H103ZM146 167V168H145ZM173 167H175V169H173ZM3 168V169H2ZM6 168V167H5ZM69 168V169H68ZM74 169V170H72V169ZM81 168H82V170H81ZM93 169V171L95 170V175H94V179H93V183H92V186L90 187V191H89V197H88V195H87V201L86 202H88V203H86V206H87V208L88 209H86V211H85V213H83L84 211H79V209L81 208V206H82V204H81V202H82V197H83V192H82V188H78V187H81V185H82V182H83V177L85 176V174L84 173H86L85 171L86 170H88V169ZM143 168V169H142ZM145 168V169H144ZM37 169H39V168H37ZM65 169V170H64ZM90 169V170H91ZM45 170V171H44ZM76 170V171H75ZM97 170V171H96ZM44 171V172H43ZM64 171V172H63ZM75 171V173H73ZM92 171V170H91ZM43 172V173H42ZM52 174V175H51ZM54 174H56V175H54ZM59 174V177L57 176ZM65 174V175H64ZM67 174V175H66ZM82 174V175H81ZM84 175V176H83ZM1 176H3L4 178H2ZM51 176V177H50ZM53 176V177H52ZM57 178H56V177ZM73 176H75V177H73ZM32 177H35V178H37L36 180H35V178H32ZM44 177H45V179H44ZM46 177H48V178H50V180L48 179V178H46ZM82 177V178H81ZM32 178V179H31ZM56 178V179H55ZM70 178V181L68 180ZM72 178V179H71ZM74 178V179H73ZM43 179V180H42ZM46 179H48V181L46 180ZM57 179H58V181H57ZM59 179H60V181L62 182V185H61V182L59 181ZM253 179H254V181H253ZM261 179V180H260ZM263 178H260L259 176H256V175H254L253 176V178H252V181L250 182L251 184H252V187H257V188H259L260 186H262L263 187V185H264V183L263 182H261V181H264V180H262ZM34 180H35V182L37 181V183L34 185ZM68 180V181H67ZM71 180H73V181H71ZM194 180V182H193V184H192V182L191 181H193ZM257 180H259V181H257ZM55 182V183H53V182ZM78 181V182H80V183H76V182ZM187 181V180H186ZM257 181V182H256ZM16 182V181H15ZM30 182H32V184H30ZM34 182V183H33ZM48 183L49 184V182L51 183V184H46V183ZM67 182H68V184H67ZM73 184H72V183ZM254 182H256L255 184H254ZM260 182V183H259ZM6 183V184H5ZM41 183H42V186H41ZM57 184V185H56ZM14 185V186H13ZM40 185V186H39ZM56 185V186H55ZM64 185V187H62ZM70 185V186H69ZM74 185V186H73ZM78 185H80V186H78ZM187 185H188V187H187ZM254 185V186H253ZM60 187V189H59V187ZM69 186V187H68ZM73 186V187H72ZM78 186V187H77ZM5 187H6V189H5ZM30 187V188H29ZM51 187V188H50ZM52 187H54L55 189L57 188V190H55L54 188H52ZM67 189H66V188ZM70 187L72 188V189H70ZM179 187H182V186H179ZM9 188V189H8ZM33 188V191L31 190ZM75 190H74V189ZM78 188V189H77ZM173 188V189H174ZM30 189V190H29ZM63 189V190H62ZM68 189H69V191H68ZM241 189V190H240ZM35 190V191H34ZM71 190H73V194H72V191ZM76 190H78V191H76ZM170 190H172V188L170 189ZM239 190V191H238ZM237 191H235V195H238L239 196V192H241V193H243V191H242V188H239ZM44 191V192H43ZM57 191V192H56ZM67 193H66V192ZM143 191V192H142ZM183 193H182V192ZM10 192H15L14 194H12V195H10L11 193ZM75 192V193H74ZM144 192H148L149 193V196H150V199H149V203H150V205H149V203L147 204L145 201H142L141 199H147V197L146 196H144V194H146V193H144ZM168 192H170V191H168ZM199 192V193H198ZM236 192H237V194H236ZM20 193V192H19ZM35 194V198L32 196V195H34ZM37 193V194H36ZM42 193V194H41ZM71 193V194H70ZM142 193H143V196L145 197H142L141 199H139V200H141L142 202H143V204H145L146 203V207H145V205H144V207H143V211L141 210V208H136V206L138 207L139 205L137 204L138 202L137 201H139L138 200V198H140V194H141V196H142ZM164 193H165V190H164ZM179 193V194H178ZM181 193V194H180ZM202 193V194H201ZM17 194V195H16ZM39 194V195H38ZM54 194V195H53ZM70 194V195H69ZM166 194V193H165ZM165 194H164V196H165ZM185 194H187V195H185ZM206 194H208V195H206ZM36 195H38V196H36ZM40 195H43L44 196V199H42V200H46L45 202L44 201H41V197L42 196H40ZM52 195V196H51ZM70 196V197H67V196ZM179 197H178V196ZM199 196L200 195V197H198L199 199H198V201H199V203H198V201H197V199L194 201V198H195V196ZM202 195H204V196H202ZM207 197H206V196ZM11 196V197H10ZM13 196H15V197H18V198H16V200H15V202H17V204H16V209L14 208L15 207V204H14V198L15 197H13ZM30 196V197H29ZM40 196V197H39ZM66 196V197H65ZM13 197V198H12ZM37 197H39L38 198V201L40 200V202L39 203H37L38 201H35L34 199H36ZM74 197V198H73ZM176 199H175V198ZM196 197V198H197ZM211 197V198H210ZM222 197V198H221ZM3 198V199H2ZM7 198V199H6ZM10 198V199H9ZM12 198V199H11ZM163 198V197H162ZM172 198V199H171ZM182 198H184L183 200H182ZM220 198V199H219ZM21 199V198H20ZM30 199V200H29ZM47 199H48V201H47ZM50 199V200H49ZM53 199V200H52ZM191 200V202H190V200ZM225 201V203H222V202H224L223 200ZM11 200H13V202L11 201ZM31 200H32V202H31ZM70 200V199H69ZM174 200V201H173ZM176 200V201H175ZM182 202H181V201ZM212 200H214L213 202H212ZM218 200V201H217ZM6 201V202H5ZM7 201H9V203H12V204H14L13 205V208L11 209V207H9L8 205H7ZM29 201V202H28ZM193 201H194V203L197 201V205L196 206H200V207H202L201 209H202V213H204V211L203 210H205L206 209V212H209V211H211V213H213V212H215V213H213V214H210L209 213V215H208V213L206 214V212H205V214L207 215H203L202 213V215L203 216H200L201 214H199L198 215V213H197V210L198 209H200V207L198 208H193V212H192V210H191V208L193 207V205H194V203H193ZM211 201V202H210ZM220 201V202H219ZM2 202V203H1ZM5 202V203H4ZM33 202H34V204H33ZM37 204H36V203ZM46 202H49V203H46ZM76 202V203H75ZM145 202V203H144ZM215 202V203H214ZM227 202H228V204L229 205H227ZM8 203V204H9ZM181 203V204H180ZM193 203V204H192ZM203 203V204H202ZM211 205H210V204ZM218 203H220L221 205H219L218 206ZM231 203H232V201H231ZM7 206H6V205ZM30 204H32V205H30ZM75 204H77V206L75 205ZM137 204V205H136ZM184 206H183V205ZM207 204H209L208 206L209 207H213L214 206V204H216L215 206L217 207H215V209L214 208H212V210H215V211H212L211 210V208H210V210H209V207L207 206ZM223 204V205H222ZM4 205V206H3ZM10 205V204H9ZM58 205V204H57ZM153 205V206H152ZM206 205V206H205ZM224 205H227V206H225L224 208H226V209H228L227 211L223 208V206ZM1 206H3V207H1ZM10 206H12V205H10ZM18 206V207H17ZM85 206V207H86ZM205 206V207H204ZM221 206V207H220ZM230 206V207H229ZM7 207V212H9L8 211V208L10 209V211H11V213L9 212L8 214L9 215H7V216H5L6 218H7V220H10L8 223H7V220H5V217H4V220L6 221H4L3 220V216H4V212H5V209L4 208H6ZM150 207V208H149ZM195 207V206H194ZM230 209H229V208ZM73 208V209H72ZM181 208V209H180ZM190 210H189V209ZM4 209V210H3ZM78 210V212H77V210ZM136 209V210H135ZM147 209V210H146ZM183 209V210H182ZM194 209H195V211H194ZM200 209V210H201ZM208 209V210H207ZM38 210V211H37ZM135 210V211H134ZM176 210V211H175ZM186 210V211H185ZM217 210H218V212H217ZM222 210H225L224 212L222 211ZM16 211V212H15ZM23 211V212H22ZM33 213H31V212ZM37 213H36V212ZM75 211V212H74ZM136 211H140V213H141V216H142V218H143V216H144V218H146V220L144 221V219H142L143 221H144V223L145 224H142L143 222L142 221H140V223H137V221H136V217L134 216V212L135 213H137ZM189 211H191V212H189ZM221 211H222V213H221ZM3 212V213H2ZM25 212H27V213H25ZM35 212V213H34ZM74 212V213H73ZM81 213L82 212V215H83V217L81 216V218H83L82 220H80V218H79V215H78V213ZM143 212V213H142ZM145 212H146V214H145ZM176 212H177V214H176ZM198 212H200V211H198ZM226 212L228 213V212H230V213H228V215H225L226 214ZM13 213V214H12ZM31 213V214H30ZM79 213V214H80ZM179 213V214H178ZM193 213V217L187 222V223H185L186 225L185 226H183L184 225V217L185 216H188V217H191L192 214ZM195 213V214H194ZM218 213V214H217ZM219 213H221L222 214V216H221V214H219ZM10 214H12L11 215V217H10ZM17 214V215H16ZM27 214H29V215H27ZM36 216H35V215ZM70 214V215H69ZM189 214V215H188ZM196 214H197V216H196ZM3 215V216H2ZM20 215V216H19ZM25 215H26V218H25ZM33 216V217H29V216ZM72 215V216H71ZM77 215V216H76ZM146 215V216H145ZM163 217H162V216ZM180 215H181V217H180ZM216 215V216H215ZM224 215V216H223ZM89 216V217H88ZM196 216V217H195ZM198 216H200V218L198 217ZM206 216V217H205ZM219 216V217H218ZM8 217H10V218H8ZM17 217H18V219H17ZM77 219H76V218ZM204 217V218H203ZM208 217V218H207ZM212 217V218H211ZM215 217V218H214ZM217 217H218V220H217ZM222 218V220H225V221H222L221 219V221L219 220V218ZM225 217V218H224ZM227 217V218H226ZM13 218V219H12ZM179 218V219H178ZM181 218V219H180ZM196 218V219H195ZM224 218V219H223ZM22 219V220H21ZM75 219V220H74ZM138 219H140V218H138ZM163 219V220H162ZM167 220L166 221V223H167V226H165V220ZM203 219H204V221H203ZM208 219H209V221H208ZM211 219V220H210ZM2 220V221H1ZM13 220V221H12ZM28 220H30L29 221V223H28ZM150 220V221H149ZM218 221V222H216V221ZM232 220V221H231ZM148 221V222H147ZM163 221H164V223H163ZM178 221V222H177ZM183 221V223H181ZM198 221H200V222H198ZM228 221V222H227ZM4 222V223H3ZM12 222V223H11ZM17 222V223H16ZM25 222H26V224H28V225H26L25 224ZM142 222V223H141ZM192 222V223H191ZM222 222H224V223H222ZM227 222V223H226ZM11 223V224H10ZM16 225H15V224ZM20 223H22L21 225H20ZM134 223H136L137 225H135ZM191 223V224H190ZM220 224V227L218 226L219 224ZM221 223H222V225L223 224H226V225H223L222 227H221ZM7 224V225H6ZM10 224V228L8 227V225ZM140 224V225H139ZM181 224H182V226H181ZM187 224H189V225H187ZM195 224H196V226H195ZM199 224H201V225H199ZM203 224V225H202ZM208 224V225H207ZM211 224L213 225V226H211ZM218 224V225H217ZM0 225V226H1ZM19 225V226H18ZM94 225V226H93ZM145 225V226H144ZM163 226V228H162V226ZM197 225H198V227H197ZM6 226V227H5ZM22 226V227H21ZM25 226H27V227H25ZM183 228H181V227ZM217 226V227H216ZM4 227V228H3ZM25 227V230L23 229ZM178 227H180V229L178 228ZM213 227H215L214 229V231H213ZM260 227H264V222H263V225H261ZM7 228V229H6ZM161 228H162V231L163 232H161L159 235H158V237H156V238H154V240H153V238H152V241L150 240V238H151V235H155V233L158 231V230H161ZM207 230H206V229ZM217 228V229H216ZM2 229V230H1ZM10 229V230H9ZM182 229V230H181ZM212 229V230H211ZM18 230V231H17ZM22 230H23V232H22ZM178 230V231H177ZM181 230V231H180ZM210 230L211 231H213L214 233H215V235H214V233L213 232H210ZM222 231V233H220V232H218V231ZM229 230V231H228ZM3 231V232H2ZM12 231V232H11ZM175 231H176V233H175ZM183 231V232H182ZM185 231V232H184ZM188 231H190L189 233H188ZM200 231H201V233H200ZM203 231V232H202ZM70 232V233H71ZM155 232V233H154ZM177 232H179V233H177ZM210 232V233H209ZM216 232H218V233H216ZM230 232V233H229ZM154 233V234H153ZM172 233V234H171ZM191 233V234H190ZM208 234V237L206 238V236L207 235H205V234ZM212 233V234H211ZM221 234V235H217V234ZM225 233V234H224ZM169 234H171V235H169ZM178 234V235H177ZM195 234V235H194ZM209 234H211V237H210V235ZM14 235V236H13ZM175 235V236H174ZM199 235V236H198ZM202 235H205L203 238H202V240L200 239L201 237H202ZM217 235V236H216ZM201 236V237H200ZM153 237V236H152ZM164 237V238H163ZM170 237H171V239H170ZM180 237H182V238H180ZM189 237V238H188ZM191 237V238H190ZM248 237V236H247ZM247 237H244V239H248ZM8 238H10V239H8ZM169 238V239H168ZM176 238V239H175ZM209 238V239H208ZM162 239H163V241H162ZM192 239H195V240H192ZM162 241V243H165V244H161L162 245V247H164L163 249H160V248H162V247H160L159 248V250H158V248L155 250L154 249V247L157 245L156 243H160L161 241ZM167 240H168V242H167ZM65 241V240H64ZM156 241V242H155ZM165 241V242H164ZM190 241V242H191ZM5 242H7V243H5ZM172 242V243H171ZM175 242H176V244H175ZM178 242V243H177ZM197 242V243H198ZM20 243H22V241H20ZM158 243V244H159ZM167 243V244H166ZM180 243V244H179ZM195 244H196V242H194ZM153 244H154V246H153ZM156 244V245H155ZM12 246V247H11ZM177 246V247H176ZM14 247V248H13ZM175 247V248H174ZM258 246H256V247H254V249H253V253H255V251L258 249V250H260L259 248H257ZM7 248V249H6ZM173 248V249H172ZM59 249V248H58ZM57 249V251L55 250V249H53V247H52V249H51V251H49V253H48V251H47V253L46 252H44V253H42V254H38V255H36L35 257H32V258H30V260L28 261V258H24V260L26 261L24 264H65L66 262H65V260H66V255L68 254H70L71 255V253H73L70 249V252L68 253V251L69 250H67V251H63L64 250V248L63 249H60V250H58ZM154 249V250H153ZM2 250H4V251H2ZM9 250V251H8ZM168 250V251H167ZM174 250V251H173ZM82 251V248L79 250V254H80V252ZM173 251V252H172ZM7 254H6V253ZM27 252H29L28 250H27ZM172 252V253H171ZM258 253V252H257ZM147 254V255H146ZM173 254V255H172ZM4 255H5V257H4ZM16 255V254H15ZM15 255L13 256V258L15 257ZM46 255H48V256H46ZM163 255V256H162ZM4 257V258H3ZM15 258H17L18 259V257L16 256ZM132 259V261H131V259ZM3 259H5V260H3ZM21 259V258H20ZM129 259V260H128ZM158 259V260H157ZM122 260V261H121ZM78 261V262H77ZM81 262H83V263H81ZM145 262V263H144ZM119 263V264H120Z\"/></svg>", "mask_w": 264, "mask_h": 264}]
</instances>
